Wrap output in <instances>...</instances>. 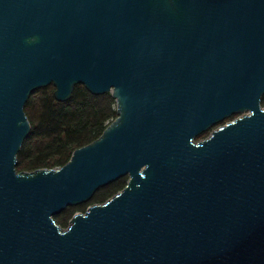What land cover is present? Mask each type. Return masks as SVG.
Instances as JSON below:
<instances>
[{
    "label": "water",
    "instance_id": "water-1",
    "mask_svg": "<svg viewBox=\"0 0 264 264\" xmlns=\"http://www.w3.org/2000/svg\"><path fill=\"white\" fill-rule=\"evenodd\" d=\"M77 83L116 116L17 170L30 93ZM263 95L264 0H0V264H264Z\"/></svg>",
    "mask_w": 264,
    "mask_h": 264
},
{
    "label": "trees",
    "instance_id": "trees-1",
    "mask_svg": "<svg viewBox=\"0 0 264 264\" xmlns=\"http://www.w3.org/2000/svg\"><path fill=\"white\" fill-rule=\"evenodd\" d=\"M53 90L52 84L33 90L23 106L30 131L17 152V170L63 165L74 148L96 138L116 116L115 100L109 92L93 94L77 83L70 98L58 101ZM261 104L264 105V95ZM125 181L126 175L99 187L88 201L68 205L54 214V220L66 227L75 211H84L87 204L104 201L121 189Z\"/></svg>",
    "mask_w": 264,
    "mask_h": 264
},
{
    "label": "flooded vegetation",
    "instance_id": "flooded-vegetation-1",
    "mask_svg": "<svg viewBox=\"0 0 264 264\" xmlns=\"http://www.w3.org/2000/svg\"><path fill=\"white\" fill-rule=\"evenodd\" d=\"M217 126H218V124H215L214 126L207 128L206 130H204L203 132H201L197 136H195L194 140L197 141V140L205 138L206 136H208V134L211 132V130ZM126 179H127V177H126Z\"/></svg>",
    "mask_w": 264,
    "mask_h": 264
},
{
    "label": "rangeland",
    "instance_id": "rangeland-1",
    "mask_svg": "<svg viewBox=\"0 0 264 264\" xmlns=\"http://www.w3.org/2000/svg\"><path fill=\"white\" fill-rule=\"evenodd\" d=\"M87 205H88V204H87ZM87 205H86V206H87ZM85 208H86V207H85ZM80 211H81V210H80ZM68 220H69V219H68ZM67 223H68V222H67Z\"/></svg>",
    "mask_w": 264,
    "mask_h": 264
}]
</instances>
